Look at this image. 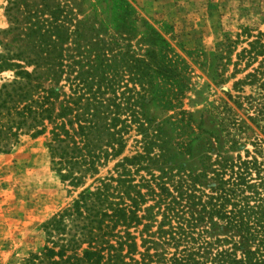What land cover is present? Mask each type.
<instances>
[{"label": "trees", "instance_id": "obj_1", "mask_svg": "<svg viewBox=\"0 0 264 264\" xmlns=\"http://www.w3.org/2000/svg\"><path fill=\"white\" fill-rule=\"evenodd\" d=\"M6 16L0 151L47 136L53 169L82 188L21 264H264V32L197 55L247 117L224 102L210 129L184 108L189 65L130 0H9Z\"/></svg>", "mask_w": 264, "mask_h": 264}, {"label": "rangeland", "instance_id": "obj_2", "mask_svg": "<svg viewBox=\"0 0 264 264\" xmlns=\"http://www.w3.org/2000/svg\"><path fill=\"white\" fill-rule=\"evenodd\" d=\"M8 1L0 0V31L9 27L6 16ZM130 1L140 16L162 33L174 51L189 65L192 88L184 100V108L195 112L197 120L204 115L210 129H218L210 111L213 113L214 108L222 111L224 102L241 120H247L244 112L237 109L227 95H237L233 91L234 80L227 84H216L206 68L201 67L197 55L214 51L228 37L238 43L236 53L247 47L246 38L241 37L238 41V34L245 27H249L253 35L264 32V0ZM5 40L0 35V44ZM233 70V66H230L227 76ZM245 75H239L237 79ZM12 79V72L0 74V87ZM249 93L250 88H247ZM248 124L256 135L260 134L252 124ZM134 139L133 132L125 155L131 156L137 151ZM246 148L253 150L250 144ZM183 162L185 160H180L178 164L189 168V161H186L187 164ZM114 164L112 162L103 168L100 176H106ZM92 182L88 180L85 187ZM81 190L69 186L53 169L47 136L24 134L10 151H0V264H21L30 253L43 248L45 237L39 227L72 203Z\"/></svg>", "mask_w": 264, "mask_h": 264}]
</instances>
